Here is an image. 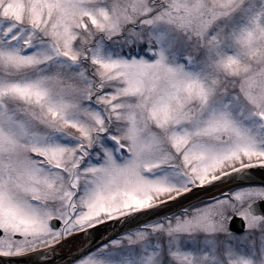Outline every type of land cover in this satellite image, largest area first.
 I'll use <instances>...</instances> for the list:
<instances>
[{
    "label": "snow or ice",
    "instance_id": "6c2138e0",
    "mask_svg": "<svg viewBox=\"0 0 264 264\" xmlns=\"http://www.w3.org/2000/svg\"><path fill=\"white\" fill-rule=\"evenodd\" d=\"M0 264H264V0H0Z\"/></svg>",
    "mask_w": 264,
    "mask_h": 264
}]
</instances>
